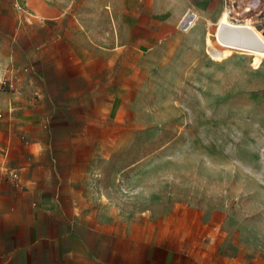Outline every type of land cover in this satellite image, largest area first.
Instances as JSON below:
<instances>
[{
  "label": "rangeland",
  "instance_id": "1",
  "mask_svg": "<svg viewBox=\"0 0 264 264\" xmlns=\"http://www.w3.org/2000/svg\"><path fill=\"white\" fill-rule=\"evenodd\" d=\"M185 1L2 0L0 171L55 178L128 261L264 264V15L227 38Z\"/></svg>",
  "mask_w": 264,
  "mask_h": 264
},
{
  "label": "crops",
  "instance_id": "2",
  "mask_svg": "<svg viewBox=\"0 0 264 264\" xmlns=\"http://www.w3.org/2000/svg\"><path fill=\"white\" fill-rule=\"evenodd\" d=\"M185 2L198 22L215 19L226 7V0ZM36 172L0 171V264L151 263L150 247L141 250L147 257L141 263L128 261L136 252L120 248L117 223L84 208L78 213L70 201L59 199L55 178L35 182Z\"/></svg>",
  "mask_w": 264,
  "mask_h": 264
},
{
  "label": "built area",
  "instance_id": "3",
  "mask_svg": "<svg viewBox=\"0 0 264 264\" xmlns=\"http://www.w3.org/2000/svg\"><path fill=\"white\" fill-rule=\"evenodd\" d=\"M226 7L229 15L235 17L244 15H264V0H226ZM189 15H192V18L196 16L191 12ZM188 22H190V19ZM14 178L17 179L16 175H14Z\"/></svg>",
  "mask_w": 264,
  "mask_h": 264
},
{
  "label": "bare ground",
  "instance_id": "4",
  "mask_svg": "<svg viewBox=\"0 0 264 264\" xmlns=\"http://www.w3.org/2000/svg\"><path fill=\"white\" fill-rule=\"evenodd\" d=\"M15 6L19 9H21V5H20V0H15L14 1ZM191 10V9H190ZM191 11H187L184 15V19L183 21H185V25H187V27H191L195 24V22L198 20L197 15L195 16V18H192V15H189ZM193 13V12H191ZM194 14V13H193ZM253 16V15H251ZM190 19V22H188V20ZM248 18H244V17H235V16H231L229 15V13H227L225 20L221 26V35H223L224 37L227 38H238L239 37V32L237 31V25H235V23H243L245 22V20ZM207 22L210 24L212 23L211 20H207ZM189 23V24H188ZM186 27V26H185Z\"/></svg>",
  "mask_w": 264,
  "mask_h": 264
}]
</instances>
